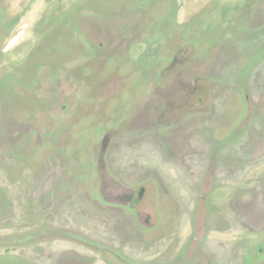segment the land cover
Instances as JSON below:
<instances>
[{"label": "rangeland", "instance_id": "374dc122", "mask_svg": "<svg viewBox=\"0 0 264 264\" xmlns=\"http://www.w3.org/2000/svg\"><path fill=\"white\" fill-rule=\"evenodd\" d=\"M0 264H264V0H0Z\"/></svg>", "mask_w": 264, "mask_h": 264}, {"label": "flooded vegetation", "instance_id": "af4514ba", "mask_svg": "<svg viewBox=\"0 0 264 264\" xmlns=\"http://www.w3.org/2000/svg\"><path fill=\"white\" fill-rule=\"evenodd\" d=\"M142 196V195H141ZM263 251V250H262Z\"/></svg>", "mask_w": 264, "mask_h": 264}]
</instances>
